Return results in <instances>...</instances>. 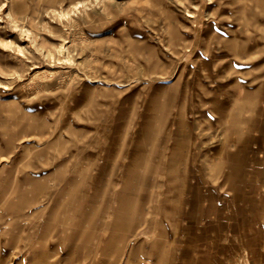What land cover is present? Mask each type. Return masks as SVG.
I'll list each match as a JSON object with an SVG mask.
<instances>
[{
  "label": "rangeland",
  "instance_id": "374dc122",
  "mask_svg": "<svg viewBox=\"0 0 264 264\" xmlns=\"http://www.w3.org/2000/svg\"><path fill=\"white\" fill-rule=\"evenodd\" d=\"M263 254L264 0H0V264Z\"/></svg>",
  "mask_w": 264,
  "mask_h": 264
},
{
  "label": "crops",
  "instance_id": "0c3cea01",
  "mask_svg": "<svg viewBox=\"0 0 264 264\" xmlns=\"http://www.w3.org/2000/svg\"><path fill=\"white\" fill-rule=\"evenodd\" d=\"M264 255V254H263ZM261 264H264V261H262V263Z\"/></svg>",
  "mask_w": 264,
  "mask_h": 264
}]
</instances>
